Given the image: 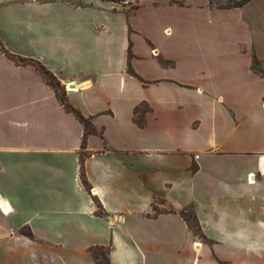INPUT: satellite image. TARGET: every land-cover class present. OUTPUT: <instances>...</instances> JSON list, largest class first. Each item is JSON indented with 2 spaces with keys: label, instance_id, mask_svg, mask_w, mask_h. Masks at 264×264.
<instances>
[{
  "label": "crops",
  "instance_id": "1",
  "mask_svg": "<svg viewBox=\"0 0 264 264\" xmlns=\"http://www.w3.org/2000/svg\"><path fill=\"white\" fill-rule=\"evenodd\" d=\"M131 3L0 0V264H264V0Z\"/></svg>",
  "mask_w": 264,
  "mask_h": 264
},
{
  "label": "trees",
  "instance_id": "2",
  "mask_svg": "<svg viewBox=\"0 0 264 264\" xmlns=\"http://www.w3.org/2000/svg\"><path fill=\"white\" fill-rule=\"evenodd\" d=\"M246 0H210V4L213 6H217V7H232V6H240L242 5ZM0 50L11 60H13L16 63H30L32 65L35 66V68L38 70V72L40 73V75L42 76V78L46 81V83L48 85H50L54 90L55 88L59 87V84L57 82V80L55 79L54 75L48 70L46 69V67H44V65H42L39 61H35L33 59H26V58H22L20 56H16L13 55L9 52H7L0 44ZM128 54H130V51L128 49ZM252 68L256 71L260 73V69H259V65H258V60L253 57L252 59ZM130 70L128 69V72ZM56 91V90H55ZM262 100L264 101V95L262 96ZM68 109H70L75 115L76 117L80 120V122L83 124L84 126V134L83 136L85 137L87 132L91 131L90 128V124L89 121L84 118L82 115H80L76 110H74L73 108L68 107ZM83 137V140H84ZM83 175V174H82ZM82 182L84 183V179L83 177H81ZM182 216L184 217V219L188 222L190 221L187 217H186V213L181 212ZM189 216L192 218L191 222V226L192 228L197 229V222L194 218V215L189 212ZM92 253L97 257V254L94 252V249L92 250ZM104 261H106L104 259Z\"/></svg>",
  "mask_w": 264,
  "mask_h": 264
},
{
  "label": "rangeland",
  "instance_id": "3",
  "mask_svg": "<svg viewBox=\"0 0 264 264\" xmlns=\"http://www.w3.org/2000/svg\"><path fill=\"white\" fill-rule=\"evenodd\" d=\"M120 1L121 5H128L127 6V10H131V8L133 7V4L131 3V0H118ZM122 1V2H121ZM128 3V4H127ZM56 92L58 95H60L61 97V89L59 87L55 88ZM186 217L191 221L192 218L189 216V211L186 212ZM188 221L190 227L192 228L191 226V222ZM192 230L197 233L198 230H196L195 228H192ZM94 252L97 254V256L99 257L100 259V262H102V264H105V261H104V256H105V250L104 249H100V248H96L94 249Z\"/></svg>",
  "mask_w": 264,
  "mask_h": 264
},
{
  "label": "water",
  "instance_id": "4",
  "mask_svg": "<svg viewBox=\"0 0 264 264\" xmlns=\"http://www.w3.org/2000/svg\"><path fill=\"white\" fill-rule=\"evenodd\" d=\"M72 86V85H71Z\"/></svg>",
  "mask_w": 264,
  "mask_h": 264
}]
</instances>
